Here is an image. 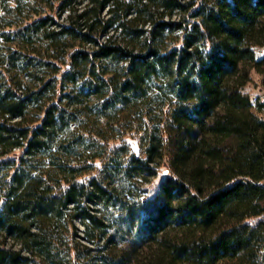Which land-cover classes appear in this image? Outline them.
I'll return each instance as SVG.
<instances>
[{"label":"trees","instance_id":"1","mask_svg":"<svg viewBox=\"0 0 264 264\" xmlns=\"http://www.w3.org/2000/svg\"><path fill=\"white\" fill-rule=\"evenodd\" d=\"M258 48L264 0H4L0 264H264Z\"/></svg>","mask_w":264,"mask_h":264},{"label":"rangeland","instance_id":"2","mask_svg":"<svg viewBox=\"0 0 264 264\" xmlns=\"http://www.w3.org/2000/svg\"><path fill=\"white\" fill-rule=\"evenodd\" d=\"M3 1L4 0H0V10L3 6ZM256 51L258 57L264 55V48H258ZM244 93L250 97L253 103L254 111L257 112V105L260 102H264V75L258 74L256 71H252L251 82L245 87ZM121 142L113 144V146L116 147L120 145ZM122 143L129 144L137 154L140 152V147L137 141L128 138ZM164 165V168L159 171V174L152 178L149 183H136V185L131 188L135 198L131 196H124V200L127 202H132L136 205L140 202H147L149 199L152 200L155 198L156 194H158L163 184L166 182V176L170 173L169 171H166L168 168L167 164ZM122 210V207H116L113 208L111 212H109L108 215L110 218L112 216L111 219L113 228L110 230L107 238L99 243L100 246H109V252L128 253L133 247L139 244V241L136 237V226L129 225L123 215L124 213ZM79 229V236L83 238V228L80 225ZM79 242L81 244H87L82 240ZM89 247L92 248V250L97 248L94 245H89ZM94 254H96V252H94Z\"/></svg>","mask_w":264,"mask_h":264}]
</instances>
